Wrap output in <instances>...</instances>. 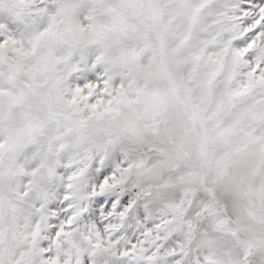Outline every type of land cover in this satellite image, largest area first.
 Wrapping results in <instances>:
<instances>
[{"label": "snow or ice", "instance_id": "snow-or-ice-1", "mask_svg": "<svg viewBox=\"0 0 264 264\" xmlns=\"http://www.w3.org/2000/svg\"><path fill=\"white\" fill-rule=\"evenodd\" d=\"M0 264H264V0H0Z\"/></svg>", "mask_w": 264, "mask_h": 264}]
</instances>
